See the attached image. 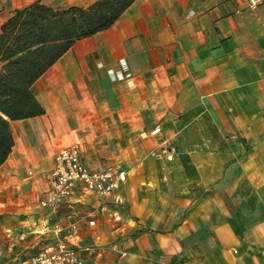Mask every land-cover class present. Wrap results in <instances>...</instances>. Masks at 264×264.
<instances>
[{
  "label": "crops",
  "instance_id": "0c3cea01",
  "mask_svg": "<svg viewBox=\"0 0 264 264\" xmlns=\"http://www.w3.org/2000/svg\"><path fill=\"white\" fill-rule=\"evenodd\" d=\"M94 1L0 0V31L34 3ZM31 91L44 114L10 123L0 166L4 264L66 239L114 242L116 264H264V4L135 0ZM73 145L89 169L116 165L127 180L43 208L41 176Z\"/></svg>",
  "mask_w": 264,
  "mask_h": 264
},
{
  "label": "trees",
  "instance_id": "16d2710c",
  "mask_svg": "<svg viewBox=\"0 0 264 264\" xmlns=\"http://www.w3.org/2000/svg\"><path fill=\"white\" fill-rule=\"evenodd\" d=\"M135 0H95L55 10L39 3L15 10L0 31V166L13 147L10 123L41 116L31 86L75 42L109 29Z\"/></svg>",
  "mask_w": 264,
  "mask_h": 264
},
{
  "label": "built area",
  "instance_id": "2783aa9c",
  "mask_svg": "<svg viewBox=\"0 0 264 264\" xmlns=\"http://www.w3.org/2000/svg\"><path fill=\"white\" fill-rule=\"evenodd\" d=\"M248 7L255 10L264 4V0H246ZM159 132L156 128L151 132ZM41 180L46 182L47 189L40 201V206L57 210L69 202L77 186L81 191L95 194L97 197L113 195L127 180V172L109 165L100 169H89L81 157L78 145L60 149L54 156L52 168L42 174ZM90 226L94 223L90 222ZM71 231L77 230V224L70 225ZM82 249L69 240L60 241L56 247H47L31 253L24 260L12 261L8 264H84ZM5 250L0 244V264L3 263Z\"/></svg>",
  "mask_w": 264,
  "mask_h": 264
},
{
  "label": "rangeland",
  "instance_id": "374dc122",
  "mask_svg": "<svg viewBox=\"0 0 264 264\" xmlns=\"http://www.w3.org/2000/svg\"><path fill=\"white\" fill-rule=\"evenodd\" d=\"M80 248L82 249L83 252L89 254L87 255L88 260L84 264H116L115 254L117 253L114 242L106 246L99 244L96 245L92 244L89 246H81ZM105 253H109V256L102 260Z\"/></svg>",
  "mask_w": 264,
  "mask_h": 264
}]
</instances>
